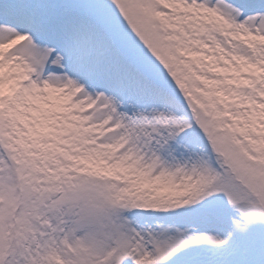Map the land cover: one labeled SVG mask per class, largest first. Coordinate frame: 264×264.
Here are the masks:
<instances>
[{
	"label": "snow or ice",
	"instance_id": "snow-or-ice-1",
	"mask_svg": "<svg viewBox=\"0 0 264 264\" xmlns=\"http://www.w3.org/2000/svg\"><path fill=\"white\" fill-rule=\"evenodd\" d=\"M0 264H264V0H0Z\"/></svg>",
	"mask_w": 264,
	"mask_h": 264
}]
</instances>
